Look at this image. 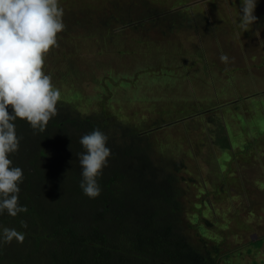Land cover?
Here are the masks:
<instances>
[{"label": "trees", "instance_id": "trees-1", "mask_svg": "<svg viewBox=\"0 0 264 264\" xmlns=\"http://www.w3.org/2000/svg\"><path fill=\"white\" fill-rule=\"evenodd\" d=\"M170 2L158 5L157 0H97L100 12L89 3L93 9L87 11V19L94 18L91 24L98 25L95 27L103 37L115 39L111 32L115 25L125 29L120 36L154 28L157 36L151 43H160L161 37L168 40L175 29L198 28L201 21L213 29V36L237 30L234 26L222 27L206 13L195 12L190 6L193 0ZM209 2L207 5H213L210 9L218 7L215 0ZM77 11L84 10L72 7L63 15L65 28L58 34V46L44 59L61 53L67 36L78 32L77 26L86 27ZM256 11L261 13L254 24L258 32L264 27V0H258ZM138 37L143 43L144 39ZM234 40L239 41L237 36ZM58 59L63 60V55ZM101 107L98 113L83 114L71 101H59L56 115L43 132L26 121L15 122L20 144L10 159L23 170L19 203L28 211L16 217L0 215V227L24 234L23 242L0 245V264H229L232 256L223 253L222 234L202 209L200 203L205 201H197V182L183 175L188 171L185 163L169 157L166 150L154 149L149 131L147 135L152 127L127 125L125 117L109 121L108 108ZM209 116L213 119L216 115ZM236 117L231 118L233 126L236 120L243 132L248 121ZM96 129L108 136L112 154L98 178L101 194L91 199L79 186L77 153L83 151L80 138ZM259 131L264 132L262 128ZM250 146L245 151H250ZM225 150L232 161L244 158L245 154L232 151L231 145ZM222 161L225 163L221 167H226L227 159Z\"/></svg>", "mask_w": 264, "mask_h": 264}, {"label": "rangeland", "instance_id": "rangeland-1", "mask_svg": "<svg viewBox=\"0 0 264 264\" xmlns=\"http://www.w3.org/2000/svg\"><path fill=\"white\" fill-rule=\"evenodd\" d=\"M96 1L59 0L64 14L72 7L84 10L76 15L86 25L67 36L61 53L44 59L43 70L61 91L60 101H71L83 114L98 113L103 105L109 121L125 117L127 125L152 127L147 135L154 149L185 163L183 175L197 182V201H205L202 209L222 234L229 264H264V132L259 131L264 130V27L258 32L254 24L238 27L240 0H215L221 10L210 9V0H193L195 12L237 30L213 36L201 21L198 28L175 29L168 40L151 43L156 29L120 36L125 29L115 25V39L103 37L91 24L94 18L87 19V11L100 12ZM162 1L170 2L157 0L158 5ZM260 14L255 10L257 18ZM223 54L226 62L220 60ZM210 113L216 116L211 119ZM236 115L248 121L243 132L235 119L233 126ZM230 145L244 158L230 160L225 150Z\"/></svg>", "mask_w": 264, "mask_h": 264}, {"label": "clouds", "instance_id": "clouds-1", "mask_svg": "<svg viewBox=\"0 0 264 264\" xmlns=\"http://www.w3.org/2000/svg\"><path fill=\"white\" fill-rule=\"evenodd\" d=\"M257 4L258 0H240L239 28L257 22ZM63 15L59 0H0V215L16 217L28 211L19 203L23 170L10 159L20 144L15 122L26 121L43 132L56 115L61 91L43 67L46 54L58 46V34L65 28ZM220 60L226 62L228 57L221 55ZM79 143L83 149L77 153L79 186L85 196L95 199L101 194L98 178L112 154L108 136L96 129ZM14 240L23 242L24 234L0 227V245Z\"/></svg>", "mask_w": 264, "mask_h": 264}]
</instances>
